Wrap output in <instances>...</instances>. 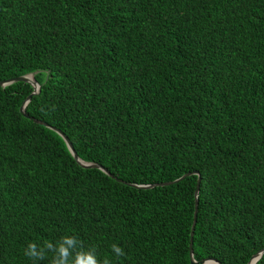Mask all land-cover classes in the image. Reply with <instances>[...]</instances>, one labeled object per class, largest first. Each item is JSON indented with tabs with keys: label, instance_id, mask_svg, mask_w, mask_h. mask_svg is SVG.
<instances>
[{
	"label": "trees",
	"instance_id": "1",
	"mask_svg": "<svg viewBox=\"0 0 264 264\" xmlns=\"http://www.w3.org/2000/svg\"><path fill=\"white\" fill-rule=\"evenodd\" d=\"M25 75V113L111 176L0 86V264H59L65 237L191 264L198 177L193 259L264 249V0H0V82Z\"/></svg>",
	"mask_w": 264,
	"mask_h": 264
},
{
	"label": "water",
	"instance_id": "2",
	"mask_svg": "<svg viewBox=\"0 0 264 264\" xmlns=\"http://www.w3.org/2000/svg\"><path fill=\"white\" fill-rule=\"evenodd\" d=\"M19 81H22V82H25V83H28L30 84L32 87H33V92L26 98V100L23 102L22 106L20 107V112L25 116V117H28L30 119H32L34 122L38 123V124H41L43 126H46L50 129H52L53 131H55L58 135H60L64 141L66 142L67 144V147L68 149L70 150L71 154L73 155V157L77 160V162L85 167V168H97V169H100L101 171H103L104 173L108 174L111 176V174L109 173L108 170H106L105 168L97 165V164H93V163H86V162H83L81 160H79V158L77 157V154L75 153L71 143L69 142V140L67 139V137L61 132L59 131L58 129L54 128V127H50L49 125H47L46 123L42 122V121H39L37 119H33L31 117H29L26 113H25V106L27 105V103L30 101L31 97L38 93L39 91V84L36 82V80L33 78V75H25V76H20V77H17V78H13V79H10L8 81H3V82H0V86H5V85H8L10 83H13V82H19ZM192 174H198L197 172H192V173H187L185 174L184 176L180 177L179 179L173 181V182H166V183H159V184H156V185H170V184H173V183H177L178 181H181L182 179H184L186 176H189V175H192ZM199 182H200V177H198V181H197V186H196V190H195V207H194V215H193V223H192V227H191V233H190V245H189V255H190V263L191 264H221L219 261L215 260V259H206V260H202L200 261L199 263L196 262L194 259H193V249H192V239H193V230H194V226H195V223H196V215H197V204H198V200H197V196H198V191H199ZM130 186L132 187H135V188H152L153 186L155 185H147V186H142V185H135V184H129ZM264 253V249H262L261 251H259L258 253H256L249 261L248 264H255L257 262V260L262 256V254Z\"/></svg>",
	"mask_w": 264,
	"mask_h": 264
},
{
	"label": "clouds",
	"instance_id": "3",
	"mask_svg": "<svg viewBox=\"0 0 264 264\" xmlns=\"http://www.w3.org/2000/svg\"><path fill=\"white\" fill-rule=\"evenodd\" d=\"M64 240H65V244L71 247L73 243L71 237H65ZM69 247H65L64 245L60 246L59 253L61 257H64L65 259L60 261L59 264H99V261L94 255L88 252H85V251H78L73 254L69 252ZM29 249L30 251L25 253V255L27 256L37 255L35 244H29ZM112 251L117 256L124 255L123 250L120 247H117L115 245L112 246ZM69 257H71V259H68Z\"/></svg>",
	"mask_w": 264,
	"mask_h": 264
},
{
	"label": "bare ground",
	"instance_id": "4",
	"mask_svg": "<svg viewBox=\"0 0 264 264\" xmlns=\"http://www.w3.org/2000/svg\"><path fill=\"white\" fill-rule=\"evenodd\" d=\"M252 264V263H251Z\"/></svg>",
	"mask_w": 264,
	"mask_h": 264
}]
</instances>
